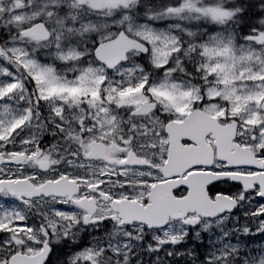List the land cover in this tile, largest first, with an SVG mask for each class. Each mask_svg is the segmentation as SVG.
Here are the masks:
<instances>
[{
  "label": "snow or ice",
  "instance_id": "6c2138e0",
  "mask_svg": "<svg viewBox=\"0 0 264 264\" xmlns=\"http://www.w3.org/2000/svg\"><path fill=\"white\" fill-rule=\"evenodd\" d=\"M186 11L199 35L174 22ZM17 23L0 28V264H136L125 249L137 237L169 264H264V191L222 175L264 167L214 155L173 176L217 177L208 198L233 204L211 216L170 217L150 190L176 123H206L209 143L219 131L264 162V0H40Z\"/></svg>",
  "mask_w": 264,
  "mask_h": 264
},
{
  "label": "flooded vegetation",
  "instance_id": "af4514ba",
  "mask_svg": "<svg viewBox=\"0 0 264 264\" xmlns=\"http://www.w3.org/2000/svg\"><path fill=\"white\" fill-rule=\"evenodd\" d=\"M189 63L191 62L189 61ZM175 82L183 84L185 86H192L193 84L199 83L198 81H194L189 77L181 75L180 73H177V79ZM259 104L260 99H257L256 106H259ZM250 123H257L255 114H253ZM205 128H207L206 123H203L201 126H197L195 122H192L187 128L184 124L176 123L166 129V131H169V142L167 149L169 158L166 163H163V165L159 167V172L162 173V175L165 177V180L163 182L155 184V186L150 190L152 193H155L156 195L163 198L160 202V207L166 210L167 215L174 214L176 216L182 215L185 212H196L194 204H183L180 203L183 199L176 200L171 197L172 190L178 184H186L188 186L186 197H190L191 195H194V192H198L200 197L206 199L209 209H207L206 211L200 210V212H196L199 215L202 212H207L206 214H214L220 209L223 200H227L225 201L226 204L227 202H231V200H229L227 196H218L215 198V201L210 200L205 191L206 184L194 182V177L196 174L209 176V181L211 179H216L217 177L215 176H210L206 173H192L187 178L172 179L173 176H178V174L183 173V171L187 167L195 165L196 163H199L200 165L211 164L213 162L214 155L216 158L227 160L229 165L256 164L257 166L264 167V162L256 161L251 157L249 149L236 148L235 146L223 141L222 133L219 131L216 133V140L213 143H209L201 135V132ZM184 136L191 137V139L195 141V146H181L178 141L180 137ZM214 148L215 153L213 152ZM222 175H227L230 176V178L233 180L240 181L244 185L246 190L250 189L253 185L258 183L261 185V190L264 191V174L249 176L241 175L239 173H223ZM216 199L220 200L219 205L215 203ZM140 242L141 241L138 237L134 241L136 252L137 248H141L139 246ZM145 245L147 246V244ZM128 258L135 260L136 264H141V258H138L137 255L132 258Z\"/></svg>",
  "mask_w": 264,
  "mask_h": 264
},
{
  "label": "rangeland",
  "instance_id": "374dc122",
  "mask_svg": "<svg viewBox=\"0 0 264 264\" xmlns=\"http://www.w3.org/2000/svg\"><path fill=\"white\" fill-rule=\"evenodd\" d=\"M110 2H111V0H82V3L89 4V5H92L95 7H105ZM166 2H168V0H166ZM39 3H40V0H0V27L1 26L8 27L9 21L12 22L13 26L18 27L19 24L17 23V21H19L23 18H27L30 13L35 11V7ZM158 4H159V0H158ZM189 12L190 11H186L183 16L179 17V19L175 20L174 22L181 24L184 28L191 29L193 32H196L197 35H199L200 34L199 29L200 28H194V24L192 22L181 20V18H183L185 15L191 14ZM77 26L79 27V25H77ZM178 34L183 35V32L178 33ZM228 35L229 34L227 32L224 33V41L225 42H227V40H228ZM75 41L81 47H83V44L85 42L90 43L88 35H85L83 37H76ZM237 54H239V50H237ZM66 70L68 72L69 77H71V71H72L71 67H69L68 69H65L62 66L60 68V71L62 73ZM249 79H251V77H249ZM161 239L165 240V239H167V237L162 236ZM146 247H149V245H147ZM125 251L127 252V255L129 254L128 257H131V258L136 256V255L138 258H141V259L143 257H146V255L144 254L146 252L145 247L137 248V252H136L134 243L129 245V247L126 248Z\"/></svg>",
  "mask_w": 264,
  "mask_h": 264
},
{
  "label": "trees",
  "instance_id": "16d2710c",
  "mask_svg": "<svg viewBox=\"0 0 264 264\" xmlns=\"http://www.w3.org/2000/svg\"><path fill=\"white\" fill-rule=\"evenodd\" d=\"M168 2H173V0H168ZM191 2L193 4H196L199 2V0H191ZM209 3H219V4H229V3H235V0H208ZM202 8L205 7V4H201L200 5ZM189 13L191 14H187L185 15L183 18L185 19V21H189L192 22L194 24V28H202L204 21L198 16V14L195 11H190ZM161 21H166V18L161 16L160 17ZM3 30L6 32L8 29H4ZM155 248V247H152ZM151 250V249H150ZM152 251V250H151ZM187 251V250H185ZM148 256H153L155 257L156 255L153 254L152 252H148L147 253ZM159 257H164L163 258V263H168L169 264V258L167 257V255L164 252H161Z\"/></svg>",
  "mask_w": 264,
  "mask_h": 264
},
{
  "label": "water",
  "instance_id": "95a60500",
  "mask_svg": "<svg viewBox=\"0 0 264 264\" xmlns=\"http://www.w3.org/2000/svg\"><path fill=\"white\" fill-rule=\"evenodd\" d=\"M33 31L38 32L39 29H34ZM196 164H199V163H196ZM194 182L207 184V182L204 180V178L202 176H197V175L194 177ZM197 195H198L197 192H194V195H191L189 198L182 200L180 203L189 204V205L194 204L196 210H198V207H200V206L202 207V209H209V207L205 204L203 199L201 197H198ZM217 205H219V202ZM225 208H226V202L222 201L220 209L218 210V212L225 210Z\"/></svg>",
  "mask_w": 264,
  "mask_h": 264
}]
</instances>
